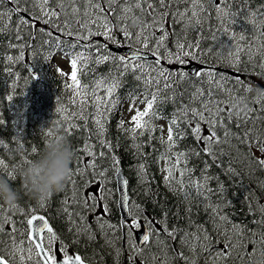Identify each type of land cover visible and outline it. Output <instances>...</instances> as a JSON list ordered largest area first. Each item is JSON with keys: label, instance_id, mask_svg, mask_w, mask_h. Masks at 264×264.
I'll return each instance as SVG.
<instances>
[{"label": "trees", "instance_id": "1", "mask_svg": "<svg viewBox=\"0 0 264 264\" xmlns=\"http://www.w3.org/2000/svg\"><path fill=\"white\" fill-rule=\"evenodd\" d=\"M233 2H236L238 6H234L236 3L234 4ZM228 4H230L229 15L225 19H220L215 11V8L219 6L216 0H203L204 8L207 11L204 13L205 19L202 26H189L185 30L187 17L181 22L180 18L175 16V13L186 9L191 10L192 3L185 2V0H171L167 11L173 13L172 18L174 20L166 24V28L172 26V33L174 32L177 35L169 33L167 48L169 51L175 50L177 37H179L181 43L199 41V49L196 47L192 48L193 52L200 51V54L195 59L211 68L216 66L217 63L219 65L229 63L228 55L231 47L237 49V40L243 35L245 40L239 44V64L236 66V70L241 74L243 81L239 84L238 89L239 93L249 103L246 113L249 112V109L252 110L246 121L247 127L251 128L253 121H255L257 128H264V119H258L264 118V94L256 90L257 86H259V89H264V67H262L264 66V55L261 54V50L264 49V35H262L264 33V25L260 23L264 16H252L253 12L260 11L261 13L262 11L264 13V0H230ZM76 6L79 7V5ZM14 7L15 5L8 3L6 0H3V3L0 4V12L5 13L3 21L0 22V28H3V31H0V140L3 141L0 144V175L5 176L9 183L19 192V200L14 204L15 207L0 200V252L11 260L12 257L8 255L10 250L8 243L17 233L21 234L22 242L28 241V225H26L25 221L29 214L36 212L49 215L53 230L57 233L58 238L60 237L62 242L76 250L90 264H153V257L156 258L155 264H163L164 257L161 250L157 248L155 239L151 240L150 247L143 248L144 256L136 255L129 248L127 238L126 241L128 242L123 243V230L119 229L121 221L117 205L115 169L112 168L111 160V156H115L119 160V164L116 167L121 166L123 168L129 181L130 202L140 205L141 212L136 213L135 209H133L134 214L138 218L141 215L148 216L159 226V230H157L158 228L153 224L160 237L159 239L167 241L169 245L168 254L172 257V264H185L184 259L176 258V254L181 252L185 256L192 257L196 264H225L223 260L211 262L207 259L212 252L211 248L215 249V251H220L225 246L224 225L221 224L219 232L216 230V220L213 218V212L208 210L200 201H185L179 197L174 193L175 188H169L168 185L164 184L157 173L152 176L147 172V176L141 184L140 178L135 176L133 169L143 163L147 164L148 169H155L157 164H154V159L152 158H154L156 153L164 151L165 148V145L159 139L161 136L164 137L162 132L159 131L161 127L159 121H163L167 125L170 115L176 112L177 104L182 105L190 102L192 94L197 89L209 91L212 84L205 79L208 77L196 78V76L190 75L187 79L177 81L173 85L177 91L176 103L170 100L168 103L161 102L159 105L161 109L159 112L160 118L153 122L158 131L152 134L145 132L143 136H138L134 139L132 133L121 131L117 127V122L123 119L126 124L125 128L133 126L130 123L131 117L128 116V107L126 105L130 101L124 99V96L130 88H138L137 92H144L143 80L137 82L132 74H125L122 77L123 86L117 90L122 101L120 111L114 117L109 118L110 120L105 126V132L102 135H98L99 129L93 123L96 116L94 114L89 115V113L95 112L91 101L89 100L84 106L83 112H81L79 104L81 98L77 96L74 90L65 87L72 84L71 76L68 72L62 70L57 59L61 55L66 57L70 63L71 56L67 55V53L75 55L78 52H84L85 57L92 54L94 59V54L97 50L95 48L86 50L85 47H73L75 36L69 37L67 35H61L63 40L61 48L51 47L50 38L39 31L42 27L46 31L49 30V26L44 25L42 21L35 25L36 30L23 29L21 31V39H16L17 17L12 15L9 20L7 15L8 10ZM20 7L22 9H32L33 4H21ZM232 12H240V14L235 15L233 18ZM168 19L166 23H168ZM252 20L256 21V26H253ZM234 36L235 39H233ZM90 39H92L93 43L107 44L109 51H111L110 45L113 41L107 40L102 35H96ZM134 40H136L135 37L131 41L124 39L122 32L119 29L115 30L114 42L132 44ZM21 43H26V47L20 48L19 45ZM83 44L86 45L87 41H84ZM249 44H251L250 49L248 47ZM10 45L15 46L10 47ZM150 47L155 48V44L152 43ZM220 47L229 48L222 52ZM254 47H256L255 50H253ZM21 51L24 52V59L22 60L18 59ZM113 53L118 54V52ZM9 56L14 59L10 61L8 59ZM164 60H166L165 64L161 65V67L170 72H184L178 68L174 59H172L171 63L168 62V59ZM28 62H31L36 68L34 72H30ZM152 63V61L148 62V64ZM80 64H84L86 67L81 74H78V78L83 84L88 85L89 88L95 87L96 82L103 77L108 78L105 85L109 84L111 78L116 77L120 72L119 65L114 66L112 62L97 65L92 62V59H86L81 61ZM80 64H78V67ZM168 64L170 65L169 67L166 66ZM147 70L145 69V71ZM61 72L63 75L60 74ZM251 78H257L256 83H252ZM199 83L200 85L197 87ZM250 89H253V91H250ZM137 92L136 96H138ZM215 93L218 95V91H215ZM58 109L59 111H57ZM225 111L232 110L225 109ZM243 116L244 114L240 118ZM240 118L228 121V124L232 126V131H236V128L240 126ZM72 125H75V127H72ZM194 126V123L191 126L181 125V127L186 128V136L181 138L174 146L175 148L173 147L175 150L187 153L189 148L193 147L195 150H200L204 147L201 142L195 140L191 133V127ZM57 130L60 131V134L66 135L70 141L74 153L71 166L75 168V170L71 168L74 172L72 178L74 177L75 179L71 178L72 182L67 179L63 190L47 197L42 206L40 202L34 200L27 193L22 183L21 172L23 168L39 156L47 140L51 135H55ZM202 134L207 135L208 129L203 128ZM101 141H108L107 143L111 144L112 147L106 148L101 144ZM129 141L134 145L128 143ZM158 141L159 143H157ZM232 143L236 144V141L233 140ZM137 145H142V147L137 148ZM86 146H90V151L95 153L94 157L89 156L84 151ZM33 149H36V151H33ZM241 150L245 151L242 146ZM139 151L142 152L140 153ZM225 151L231 152L232 156L236 155L235 151L228 149L227 146H225ZM252 151L257 156L260 155L255 148ZM100 153H105V155L101 156ZM229 159V155H225L222 159H217L213 163L212 157L201 154L199 157L194 156L189 159L186 166L192 170V175L199 179L201 169L205 167L204 161H207L210 165L208 173L218 177L226 189L223 197L225 206L222 215L227 216L231 224L247 227L248 231L257 234L258 238L261 229L253 221L258 220L260 217L249 210L247 197L249 193L254 192L259 197V204L264 205V189L260 188L257 183L258 180H264V170L250 169L237 160L234 167L243 174L232 178L226 172L229 167ZM93 161L97 167L95 169H87V174L85 175H79V172H85V165ZM106 169H112L106 173H111L112 175L109 183H112L113 189L105 200L97 199L96 201L107 204L110 209L109 213L104 215V211L98 212L96 209L88 211L74 204L73 196L77 191L79 196L86 197V190L89 191V195L96 193V191L91 190L89 185H94L96 188L104 187V184L98 183L102 180V177L95 176L93 178L92 174L95 171L105 172ZM9 173L12 174L11 177ZM209 186L215 189L217 187L216 180L209 181ZM211 200L219 203V199L215 194H213ZM65 202L67 203L65 204ZM38 208L43 210L38 211ZM65 208L67 213L79 212L81 216L86 217L87 225L91 227L92 232L95 234L94 240L88 239L83 234L77 235L75 228L69 221L68 215L65 213ZM97 216H102L110 224L117 225L118 230L113 232L105 229L107 233L105 235L98 227ZM206 222L207 224H205ZM76 223L82 224L83 221L76 218ZM165 223L169 229L180 228L189 232H192L191 229L195 226H202L210 236L208 237V243L211 245L210 251H204L200 247L193 253L186 248H182L179 235L173 240L168 238L165 233L160 232ZM172 224H175V226ZM212 226H214L213 230ZM249 239L251 237L245 240V249L240 252L241 259H237L234 252L227 264H260V245L250 244ZM118 250L120 251L118 252ZM247 253H253L254 255L251 259H247ZM33 255L34 257L31 260L27 256L25 261H18V264H37L38 258L34 252ZM134 256L135 258L132 259ZM15 261L14 259L13 262L15 263Z\"/></svg>", "mask_w": 264, "mask_h": 264}, {"label": "snow or ice", "instance_id": "2", "mask_svg": "<svg viewBox=\"0 0 264 264\" xmlns=\"http://www.w3.org/2000/svg\"><path fill=\"white\" fill-rule=\"evenodd\" d=\"M185 2L192 3V9H186L184 12L177 11L175 16L180 18L183 22L187 17V23L185 24V30L189 26H202L205 19L204 13L207 11L204 8L203 0H185ZM3 0H0V4ZM8 3L15 5L14 8L8 10V18L11 19L12 15L17 17V27L15 29L16 39H21V31L25 28L36 30L35 25L43 22L44 25L49 26V30H45L43 27L39 29L41 33L48 36L51 40V47L61 48L63 40L61 35H67L69 37L75 36V44L73 47H85L86 50L95 48L97 51L85 57L84 52H78L75 55L67 53L71 56V85L66 87L74 90L81 99L79 101L81 112L84 110V106L89 102L92 103L95 109L94 113L89 115H95L96 119L94 123L97 125L99 132L98 135H102L105 132V126L108 124L109 118L114 117L117 112L120 111L121 98L118 95L117 90L123 86L124 81L122 77L125 74H132L136 81L143 80L144 90V102L146 107L140 110L136 107V92L138 88H130L125 93L124 99L130 101L129 111L134 112V115L130 118L132 127L125 128V121L123 119L117 122V127L121 131H127L133 134V138L143 136L145 132L152 134L158 131L154 126V120L160 118L159 112L161 111L159 105L161 102L168 103L170 100L176 103L175 97L177 91L173 85L181 80L187 79L190 75L197 77H209L213 83H216L217 87H223L228 82L226 76H221L219 81H216V75L213 72H201L197 69L195 72H170L169 70L161 67L162 60L160 57L168 59L171 63L174 59L178 63H183L187 58L195 59L200 51L193 52L192 48L199 49V41L195 43H189L187 41L181 43L179 37L175 41V50L169 51L167 48V39L169 32L166 30V20L169 16H172L169 9L171 0H8ZM33 4V8H21V4ZM219 5L215 8L218 13V18L225 19L229 15L228 0H216ZM76 5H79L77 7ZM191 11V15L188 13ZM264 16V13L253 12L252 16ZM5 13L0 12V22L3 21ZM235 14H233V18ZM150 21V22H149ZM253 26H256V21L252 20ZM264 25V19L260 21ZM75 25V27H73ZM158 27L160 35H156L152 30ZM95 29V31H93ZM119 29L123 38L131 41L134 37L141 41L144 45L143 49L132 50L129 48L130 55L128 53L114 54L109 51L107 44L93 43L91 37L96 35H102L109 41H115V30ZM3 31V28H0ZM55 33V35H54ZM172 35H177L172 33ZM264 35V33H262ZM235 39V36L233 37ZM245 37L241 35L237 40V52L236 60L239 64V44L244 41ZM87 41V44H83ZM154 43L155 48H151L150 45ZM15 45H10L14 47ZM20 48L26 47V43H21ZM249 49L251 44L248 45ZM145 50L151 51L155 57L152 64H148L147 61L140 63L143 60L141 53ZM261 54L264 55V49L261 50ZM11 61L14 58L9 56ZM18 59H24V52L21 51ZM86 59H92V62L100 65L105 62H112L113 65H119L120 72L116 77L111 78V83L106 84L107 77L101 78L96 82V87L89 90L88 85L83 84L78 78V74L84 71L86 65L80 64L81 61ZM78 64L80 66L78 67ZM264 67V66H262ZM145 69H148L145 71ZM139 73V74H137ZM63 75V73H60ZM175 78V79H173ZM236 83H241L237 80ZM105 88V95H97V91L101 88ZM153 89H155L153 91ZM227 90V89H225ZM182 98V96H181ZM11 99V97H9ZM75 103V101H74ZM222 101L214 100L210 95H205L202 90L197 89L191 96V101L185 104H177L176 112L170 115L167 121V140L161 136L159 137L162 144H166L167 151H171L172 148L186 136V128L181 127L182 124L191 126L194 123V127H191V133L195 140L201 142L204 147L199 151L189 148L188 152H176V161L173 164L172 157H162L166 159L167 167L163 169L167 174L164 176V180L169 188H173L175 184L181 185L180 188L175 189L178 191H184L185 197L192 195L188 191L189 185L184 183V178H191L192 173L187 169V161L192 157H199L201 153L206 154L213 158V163L217 159H222L225 155H229L228 161L229 167L226 170L227 174L236 178L242 175V172H238L234 167V164L239 160L240 163H244L245 166L254 170H264V128H257L255 121L251 128L247 127L246 121L249 115H251V109L248 113H245L242 118L236 115L233 111H225L220 107ZM232 108V105L230 106ZM59 111V109L57 110ZM122 114V113H121ZM86 118V117H85ZM234 118H240V126L236 128V131H232V126L228 124V121H232ZM264 119V118H258ZM203 127L208 129V134L203 135ZM75 127V125H72ZM159 131L163 132L164 128L161 127ZM155 138V137H153ZM235 140L236 144L232 141ZM3 141H0L2 144ZM101 144L106 148H111L112 145L106 141H101ZM225 146L228 149L234 150L236 155L232 156L231 152L225 151ZM241 146L245 151L241 150ZM142 145H137V148ZM255 148L260 153L259 156L252 151ZM36 151V149H33ZM84 151L89 156H95V153L90 151V146H86ZM101 156L105 153H100ZM112 168L117 173L120 169L116 167L119 164V160L115 156H111ZM205 167L201 169L200 178L193 181L196 196L202 198L205 201V207L213 212L216 220V230L219 231L221 224L224 225L225 246L216 253V258L227 261L232 258L233 253H236L237 259H241L240 252L245 249V240L249 239L250 244H259L260 251V264H264V205L259 204V197L254 192L249 193L247 197L248 208L250 211L259 215L258 220L253 222L261 229L260 233H250L247 227H241L240 225L231 224L228 221L227 216L222 215L223 208L225 206L224 193L226 191L224 185L220 182L219 178L208 173V167L210 165L207 161H204ZM181 165H184L181 167ZM96 163L85 165V172H79V175L87 174L86 170L91 168L95 169ZM145 165H140V175H146ZM174 168H180V179L176 180L174 176ZM112 169H106L105 172H95V176L102 177V180L98 183H103L104 187L97 188V192L88 195L87 197L79 196V192L74 193L73 203L82 207L85 210L91 211L96 207L94 201L97 199L103 201L106 196L110 194V189L107 188L106 172ZM74 172L71 169L68 177L69 182ZM11 177L12 174L9 173ZM14 179V177H12ZM216 180L217 187L215 189L209 186V181ZM74 183V182H73ZM127 179H120L119 191L121 192L120 205L122 208H126L127 212L124 216V223L119 225L120 230L127 229L126 235L129 241V248L133 250L136 255L144 256L143 248L150 247L151 240H156V246L161 250L164 260L163 264H172V257L168 254L169 245L167 241L158 238L157 230L154 228L151 221L145 219L143 215L139 218L134 214L141 212L140 205L135 202H130L129 197L124 194V188L128 185ZM258 186L264 189V180L257 181ZM91 186V185H89ZM213 194H215L219 203H215L211 200ZM41 205L45 203V199L40 201ZM67 202H65L66 204ZM255 204V206H254ZM104 215H107L110 211L107 204H103ZM15 207V205H13ZM65 213L69 217V221L75 228L77 235H86L88 239L94 240L95 234L92 232L91 227L87 225L86 217L80 215L79 212ZM76 218L83 221L82 224L76 223ZM96 221L101 232L105 235V229L116 231L117 225L110 224L102 216H97ZM142 221H145L146 228L140 235L139 241L135 240L134 234L140 232L142 228ZM26 225L31 226L28 233L30 242L34 244L36 256L38 258L37 264H86V261L82 256L77 254H69L67 246L59 243L57 233L53 230V227L45 219L44 215H36L31 213L25 221ZM47 233L45 238L44 233ZM170 239H176L179 235L180 244L182 248H186L188 251L195 253L198 248L202 247L204 251H210L211 245L208 243V233L204 228L198 229L197 233H192L186 229L173 228L169 229L165 223V226L160 229ZM198 233H203V237ZM58 245V246H56ZM32 249L29 248L31 253ZM57 252L61 253L58 257ZM253 253H247L246 258L251 259ZM132 257V259H134ZM177 259H184L185 264H196V261L189 256H185L182 252L176 254ZM32 259L31 255L28 257ZM147 259V257H145ZM153 264H155V257ZM0 264H8V261L4 259L3 255H0Z\"/></svg>", "mask_w": 264, "mask_h": 264}, {"label": "rangeland", "instance_id": "3", "mask_svg": "<svg viewBox=\"0 0 264 264\" xmlns=\"http://www.w3.org/2000/svg\"><path fill=\"white\" fill-rule=\"evenodd\" d=\"M155 29H158V27L153 28L152 31L153 32H156ZM157 34L158 35L161 34L160 31L157 32ZM139 42L140 41H138V43L136 45H139ZM145 51L151 52V51H148V50H145ZM229 56L231 58V63L230 64L232 65V67L229 66V65H227V66L219 65L218 67L212 68V69H210L208 71V72H213L216 75V81H219L221 76H226L228 78L227 84H225L223 87H217L216 86V83H213L212 79L208 77V78H206V80H208V81L211 82L212 87L209 89V91H204L203 89H200V90H202L205 93V95H210L214 100L222 101L223 103L220 105L221 108H225V109H229L230 110L231 109L230 106L234 103L235 99H237V98L243 99V101L248 105V108H249V103L247 102V100L244 97L240 96L237 93V90L238 89L237 90L233 89L232 86H231V84H230V82H235V79H233L232 77H229L227 75V72H226L227 70L226 69H230V67H231L234 70L233 67H235L236 64H237L236 51L230 52V55ZM61 57L62 58H60V60L58 59L59 60L58 61L59 65L61 66V68H62L63 71L68 72L70 74V76H71V68H70L71 65L69 63V60L67 58L63 57V56H61ZM152 58H155V57L153 56ZM182 64H184V65H196V66H198V67H195L196 70L199 69V71H201V72L205 71V69H208L200 61H198L196 59H192V58L185 59ZM177 65L181 69H185L184 67H182L183 65L181 66L180 63H178V62H177ZM185 72L192 73L189 70L188 71L185 70ZM233 76L235 77V74H233ZM199 85H200V83L197 85V87H199ZM95 87L89 88V90H91V89H93ZM225 89H227V90H225ZM215 91H218V95L215 93ZM97 94L98 95H101V96L105 95V89H104V87H101V89H99L97 91ZM126 105H129V103L126 104ZM136 107L141 110L142 107H143V105H142V103L139 102L138 104L136 103ZM132 115H134V112H130L128 110V116L131 117ZM202 128H205L207 130V128L206 127H203V125H202ZM162 134L164 136L163 137L164 140H167V138H166L167 137L166 130H164L162 132ZM164 145H165V148H164V151L165 152L162 151L163 153L162 152H159L158 154L156 153L155 156H154V158L156 159V160L155 159L153 160L154 161V164L155 163L157 164V166L155 167V169H148L147 164L146 163H143V164L146 166L145 167L146 173L149 172V174L152 175V176H154V174L157 173L158 176H159V178L161 180H163V183L164 184H167L165 182V180H164V176L167 173L165 171H163V169H165L167 167V163H166V159L165 158L168 157V156H171L172 157L173 164H175L177 150H175L174 148H172L173 150L167 151L165 149H167L168 146H166V144H164ZM162 157H165V158H162ZM140 165H137V167L134 168V171H135V176H137L138 178H140L141 183H143L142 181H143L144 178H146L147 174L146 175H140L139 174L140 173ZM183 166L184 165H181V167H183ZM187 169L192 173V171L188 167H187ZM105 174H106V177H107V188L110 189V192H112L113 185H112V183H109V178H111L112 175H111V173H105ZM173 174H174L176 180L179 181V179H180V168H174V173ZM196 180H198V179L195 178L193 175H191V178L190 179L188 177H185L184 178V183L189 185L188 191H190L192 193V195H190L189 197H187V198L185 197L184 191L175 190L174 193L177 194L179 197L183 198L185 201H188V200H191V201L192 200H196V201H200L202 204L205 205V201L202 198L196 196V194H195V188H194V185H193L192 182L193 181H196ZM102 185H103V183H102ZM180 187H181V185H179V184H175L173 186V188H175V189H178ZM91 190H94V191L97 192V188L94 185H91ZM85 192H86V197H87L89 195V191L86 190ZM94 203L96 205V207L94 209L98 210V212H103V206H102L103 203L102 202H99V201H94ZM118 209H119V207H118ZM119 213H120V210H119ZM144 217H145L146 220L151 221L152 224H155V222L153 220H151L148 216H144ZM155 226L159 229V226L158 225L155 224ZM200 228H203V227H201L200 225L197 226V227L195 226L194 228L191 229V231L193 233H195V232L197 233L198 232L197 230L200 229ZM126 232H127V229H124L123 236L125 238H127ZM199 235H201V237H203V233H199ZM208 237H209V234H208ZM8 245H9L10 248L13 247V246H15V247H17L19 249L17 258H19L20 260H25V258L27 256H29L30 254H32V253L29 252V247L28 246H25L23 244L22 237H21V234L20 233H17L16 235H14L13 238H12V240L8 243ZM211 250H212V252L208 255L207 259L209 261H211V262H218V260H220V259H217L216 258V253L219 252V251L218 250L215 251V249H213V248H211Z\"/></svg>", "mask_w": 264, "mask_h": 264}, {"label": "clouds", "instance_id": "4", "mask_svg": "<svg viewBox=\"0 0 264 264\" xmlns=\"http://www.w3.org/2000/svg\"><path fill=\"white\" fill-rule=\"evenodd\" d=\"M264 94V89H257ZM253 91V89H250ZM233 112L242 116L248 110L243 99H235ZM74 153L66 135L57 130L45 143L39 156L32 160L21 172L22 183L27 193L37 202L50 195L62 191L70 175ZM0 200L14 205L19 200V192L9 183L5 176L0 175ZM19 249L11 247L8 255L15 259Z\"/></svg>", "mask_w": 264, "mask_h": 264}, {"label": "bare ground", "instance_id": "5", "mask_svg": "<svg viewBox=\"0 0 264 264\" xmlns=\"http://www.w3.org/2000/svg\"><path fill=\"white\" fill-rule=\"evenodd\" d=\"M6 1H8V0H6ZM228 1H230V0H228ZM235 1V0H234ZM234 3V2H233ZM236 3V2H235ZM234 3V4H235ZM228 5H230V4H228ZM238 6V4L236 3L234 6ZM247 9V8H246ZM256 9V8H255ZM258 11V10H257ZM233 13V12H232ZM259 13H260V11H259ZM261 13H262V11H261ZM233 14H235V15H238V14H240V12H237V13H233ZM111 46L112 47H114V46H117L119 49H123V47L122 46H120L119 44H117V43H115V42H113L112 44H111ZM116 50V49H115ZM117 51H119V50H117ZM120 52V51H119ZM120 53H122V52H120ZM64 57V56H63ZM60 58H62L61 57V55H59L58 57H57V59H59L60 60ZM66 58V57H65ZM58 60V61H59ZM59 64V63H58ZM28 68H29V70H30V72H34V70L36 69V68H34V65L31 63V62H28ZM59 76V75H58ZM55 78V77H54ZM96 79V78H95ZM95 81V80H94ZM65 82H66V80H65ZM65 82H63V83H65ZM67 83V82H66ZM111 83V82H110ZM94 84V83H93ZM106 86V85H105ZM66 87V86H65ZM89 87V86H88ZM101 89V88H100ZM105 89V88H104ZM67 91V90H66ZM138 93V92H137ZM70 94V93H69ZM99 94V93H98ZM97 94V95H98ZM70 96V95H69ZM138 104V103H137ZM125 116V115H124ZM95 118V117H94ZM93 118V119H94ZM95 120V119H94ZM110 120V119H109ZM113 121V120H112ZM94 123V122H93ZM112 123V122H111ZM89 125V124H88ZM96 125V124H95ZM126 125V124H125ZM91 126V125H90ZM110 126V125H109ZM106 129V128H105ZM95 130H97V129H95ZM124 132V131H123ZM127 133V132H126ZM126 136H127V134H125ZM133 137V136H132ZM131 137V138H132ZM149 137V136H148ZM167 138V137H166ZM192 138H193V136H192ZM133 139V138H132ZM152 139V138H151ZM131 140V139H130ZM155 140V139H154ZM188 140V139H187ZM0 141H2V140H0ZM134 141V140H133ZM157 141V140H156ZM166 141V140H165ZM192 141V140H191ZM108 142V141H107ZM136 142V141H135ZM128 143H130V144H133V143H131V141H129ZM137 143V142H136ZM150 143V142H149ZM157 143H159V141L157 142ZM194 143V142H193ZM191 144V143H190ZM196 144H197V142H196ZM128 145V144H127ZM134 145V144H133ZM152 145H154V144H152ZM162 145V144H161ZM187 145V144H186ZM167 146V145H166ZM181 146H183V145H181ZM196 146V145H195ZM160 147V146H159ZM198 147V146H197ZM203 147V146H202ZM147 148V147H146ZM175 148V147H174ZM144 149V148H143ZM158 149V148H157ZM192 149H194L193 147H192ZM148 150V149H147ZM166 150V149H165ZM173 150V149H172ZM197 150H199V149H197ZM149 151V150H148ZM140 152V151H139ZM142 152V151H141ZM140 152V153H141ZM165 152V151H164ZM187 152V151H186ZM150 153V152H149ZM163 153V152H162ZM158 154V153H157ZM201 154H203V153H201ZM140 155V154H139ZM145 155V154H144ZM153 155V154H152ZM205 155V154H204ZM203 156V155H202ZM139 157V156H138ZM137 157V158H138ZM152 157V156H151ZM147 158V157H146ZM148 158H149V156H148ZM135 159V158H134ZM152 159H155V158H152ZM156 160V159H155ZM136 162V161H135ZM134 162V163H135ZM133 163V164H134ZM137 164V163H136ZM156 164V163H155ZM140 165V164H139ZM135 167V166H134ZM71 168L73 169V170H75V168H73V166H71ZM134 169V168H133ZM95 172H98V171H95ZM103 172V171H102ZM114 172V171H113ZM93 173V172H92ZM115 173V172H114ZM106 175V174H105ZM149 175V174H148ZM114 176V175H113ZM115 177V176H114ZM72 179H75L74 177L72 178ZM110 179V178H109ZM152 182H153V180H152ZM156 182V181H155ZM142 184V183H141ZM167 185V184H166ZM141 186V185H140ZM138 188V187H137ZM142 189V188H141ZM143 190H144V188H143ZM145 192V191H144ZM172 192V191H171ZM115 193V192H114ZM110 195V194H109ZM38 211H41V210H43L42 208H38L37 209ZM42 214H44V213H42ZM45 215H47V214H45ZM226 215V214H225ZM236 215V214H235ZM241 215V214H240ZM47 216H49V215H47ZM253 216H254V214H253ZM239 217V216H238ZM214 218V217H213ZM234 218V217H233ZM245 218V217H244ZM209 219V218H208ZM215 219V218H214ZM247 219V218H246ZM204 220V219H203ZM212 220V219H211ZM51 221V220H50ZM202 221V220H201ZM207 221V220H206ZM213 221V220H212ZM142 222H145V221H142ZM211 223V225H213L212 224V222H210ZM214 223H215V221H214ZM237 223V222H236ZM245 223V222H244ZM248 223V222H247ZM246 223V224H247ZM189 224V223H188ZM201 224V223H200ZM205 224H207V222L205 223ZM234 224V223H233ZM173 225V224H172ZM179 225H181V224H179ZM183 225V224H182ZM238 225V224H237ZM173 226H175V224L173 225ZM188 226V225H187ZM199 226V225H198ZM205 226V225H204ZM215 226V225H214ZM214 226H212V230H213V227ZM223 226V225H222ZM242 226V225H241ZM244 226V225H243ZM197 227V226H196ZM202 227V226H201ZM210 227V226H209ZM172 229V228H171ZM180 229V228H179ZM209 229V228H208ZM74 230V229H73ZM116 230H118V229H116ZM157 230H159V229H157ZM197 230V229H196ZM211 230V231H212ZM198 231V230H197ZM223 231V230H222ZM221 231V232H222ZM60 232V231H59ZM122 232V231H121ZM159 232V231H158ZM219 232V231H218ZM217 232V233H218ZM162 233V232H161ZM196 233V232H195ZM158 234V233H157ZM199 234V233H198ZM213 234V233H212ZM210 237V236H209ZM123 238V243L125 244L126 242H128V241H126V238L123 236L122 237ZM158 238H160L159 236H158ZM59 239H60V237H59ZM61 240V239H60ZM84 241V240H83ZM153 241V240H152ZM88 242V241H87ZM89 244V243H88ZM156 244V243H155ZM116 248H119V247H116ZM120 249V248H119ZM117 251V250H116ZM120 250H118V252H119ZM6 252V251H5ZM115 252V251H114ZM3 254V253H2ZM113 257H115V256H113Z\"/></svg>", "mask_w": 264, "mask_h": 264}, {"label": "water", "instance_id": "6", "mask_svg": "<svg viewBox=\"0 0 264 264\" xmlns=\"http://www.w3.org/2000/svg\"><path fill=\"white\" fill-rule=\"evenodd\" d=\"M113 48L116 49V50H119L122 53H128L130 55L129 48L119 49L117 46H114ZM131 49L134 50L133 48H131ZM141 55L143 56L144 54L141 53ZM119 169H120V172L119 173H116V184H117V192H118V204H119V209L121 211V220H122V222H124V216H125V214L127 212V209L126 208H122L121 205H120V202H119L120 201V197H121V192L119 191V188H120L119 181H120V179H127V177H126L124 171L121 168H119ZM124 194H126L129 197V195H128V185L124 188ZM36 215H43V214L38 213ZM45 219H47L46 216H45ZM29 228H31V226H29ZM145 228H146V224L145 223H142V228H141L140 232H137L136 233V240L137 241H139L140 235H141V233L143 231H145ZM56 254H57L58 257L61 255V253H59V252L56 253ZM71 254H77V253H74L73 252ZM0 255H1V253H0ZM77 255H79V254H77ZM4 259L7 260L5 257H4ZM8 264H12V263L10 261H8ZM86 264H88V263L86 262Z\"/></svg>", "mask_w": 264, "mask_h": 264}, {"label": "flooded vegetation", "instance_id": "7", "mask_svg": "<svg viewBox=\"0 0 264 264\" xmlns=\"http://www.w3.org/2000/svg\"><path fill=\"white\" fill-rule=\"evenodd\" d=\"M150 22V21H149ZM115 43H117V44H119L120 46H122L123 47V43L121 44V43H119V42H115ZM112 44V43H111ZM110 50L112 51V52H118V54L120 53L119 51H117V50H115L111 45H110ZM121 54V53H120Z\"/></svg>", "mask_w": 264, "mask_h": 264}]
</instances>
